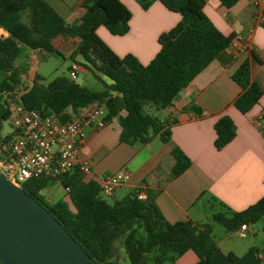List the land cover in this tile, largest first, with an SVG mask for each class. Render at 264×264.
Returning a JSON list of instances; mask_svg holds the SVG:
<instances>
[{
	"label": "trees",
	"instance_id": "16d2710c",
	"mask_svg": "<svg viewBox=\"0 0 264 264\" xmlns=\"http://www.w3.org/2000/svg\"><path fill=\"white\" fill-rule=\"evenodd\" d=\"M148 9L156 0H137ZM167 8L181 14V20L159 36L160 49L147 64L128 53L119 56L99 38L97 29L104 25L115 35L130 29L132 12L122 0H83L86 12L76 22L63 18L47 0H0V141L3 122L11 116L3 103L2 92L21 84L24 68L16 61L27 49H41L60 53L54 46L57 36L79 37L80 43L71 54L81 55L86 67L102 73L111 82L96 91L83 86L66 75L44 84L35 78L22 94V103L43 113L55 112L68 120L69 107L78 110L94 101L107 105L106 118L119 116L121 140L130 144L151 140L150 131L160 132L163 140L171 136V129L159 117L145 112V105L157 109L171 105L175 97L203 71L231 43L233 36L225 35L205 12V0H160ZM227 7L237 0H221ZM61 54V53H60ZM254 58H257L252 52ZM242 91L234 100L243 113L257 104L264 89L252 79L251 62L245 60L233 75ZM198 114L203 111L194 108ZM125 111V114H121ZM215 145L222 149L236 136L235 124L228 115L215 123ZM264 133V116L262 118ZM173 175L184 172L190 158L178 147L173 150ZM50 183L45 177H33L21 184L36 197L67 231L99 264H117L115 241L123 238L132 264H166L179 255L193 250L195 264H213L219 249L212 223H198L192 219L169 221L154 198L139 199L137 192L109 202L101 195L97 180L87 179L78 168L61 178L67 194L48 202L41 190ZM224 211L213 213V222L229 231H237L243 223L252 225L264 218V196L249 207L235 211L225 205ZM232 260L235 257L230 254ZM0 264H4L0 260Z\"/></svg>",
	"mask_w": 264,
	"mask_h": 264
},
{
	"label": "crops",
	"instance_id": "0c3cea01",
	"mask_svg": "<svg viewBox=\"0 0 264 264\" xmlns=\"http://www.w3.org/2000/svg\"><path fill=\"white\" fill-rule=\"evenodd\" d=\"M47 1L70 23L78 21L86 12L83 0ZM122 1L132 12L129 31L115 35L101 25L97 29L98 36L115 54L132 53L147 64L160 49L159 36L175 26L181 20V14L167 8L160 0L154 1L148 9L135 0ZM204 9L225 35L234 37L237 33L250 32L247 42L243 41L238 47L229 45L180 91L171 105L164 109L145 105L147 113L152 114L151 109L162 113L152 115L170 127L168 140H163L160 132L150 131L151 140L146 143L124 142L119 116L113 117L103 128L88 127L82 151L91 163L92 172L86 178L99 181L105 174L127 170L131 178L116 187L115 200L143 190L154 198L171 222L192 219L213 224L219 245L213 264H264V251L254 244L251 227L243 236L238 230L229 231L222 224L213 222L212 218L213 213L226 209L223 205L240 211L264 196V94L251 110L241 112L234 100L242 87L233 78L236 70L248 59L252 79L264 89V0H237L231 7L221 0H205ZM257 14L263 18L257 20ZM0 34L8 36L9 33L0 28ZM53 43L60 52L64 49L72 54L80 38L57 36ZM39 52L45 50L27 49L16 61L17 66L25 69L20 84L24 89L30 87L35 78L43 83V77L31 58L35 56L37 59ZM82 66L89 70L85 64L80 68ZM197 107L202 109V114L196 112L194 108ZM76 111L72 107L67 109L71 116ZM223 115L234 121L236 136L218 149L215 123ZM176 147L184 151L191 164L175 176L173 150ZM52 184L51 181L42 190H52ZM67 192L63 186L62 197ZM197 261V254L188 250L168 262L195 264Z\"/></svg>",
	"mask_w": 264,
	"mask_h": 264
},
{
	"label": "built area",
	"instance_id": "2783aa9c",
	"mask_svg": "<svg viewBox=\"0 0 264 264\" xmlns=\"http://www.w3.org/2000/svg\"><path fill=\"white\" fill-rule=\"evenodd\" d=\"M257 20L263 17L256 15ZM250 32L237 33L230 45L238 47L247 42ZM81 64L74 61L70 75L77 76ZM25 89L18 85L13 90L2 92L3 103L13 117L11 131L4 134L0 141V170L13 182L21 185L33 177H45L50 182H61L64 174L78 168L84 176L92 172L91 163L83 156L86 129L88 127L103 128L109 120L106 118L107 105L102 101H94L78 109L68 120H63L55 112L43 113L30 109L22 103ZM131 173L120 170L108 173L99 180L101 195L112 197L118 185L129 181ZM68 191L69 187H65ZM137 197L146 200L148 195L138 190ZM243 223L238 229L243 236L250 229Z\"/></svg>",
	"mask_w": 264,
	"mask_h": 264
},
{
	"label": "water",
	"instance_id": "95a60500",
	"mask_svg": "<svg viewBox=\"0 0 264 264\" xmlns=\"http://www.w3.org/2000/svg\"><path fill=\"white\" fill-rule=\"evenodd\" d=\"M4 264H99L36 197L0 170Z\"/></svg>",
	"mask_w": 264,
	"mask_h": 264
},
{
	"label": "rangeland",
	"instance_id": "374dc122",
	"mask_svg": "<svg viewBox=\"0 0 264 264\" xmlns=\"http://www.w3.org/2000/svg\"><path fill=\"white\" fill-rule=\"evenodd\" d=\"M135 1L138 2L137 0ZM39 53L41 55H39ZM39 53H37V59L35 56H32L31 58L33 60V64L38 67L37 71L43 77L44 84L50 83L55 77L63 74L77 83L96 91L104 90L106 88V84L111 82V80L104 74L98 73L97 71L94 72L90 69L87 70L83 66L77 71V76L72 77L70 75V67L74 61L79 62L82 65L87 64L81 55H75V57L72 58L71 54L64 49H61V54L50 53L47 51ZM149 112L157 115L162 114L161 112H157L156 109H151ZM12 121L13 117H9V119L3 122V135L11 131ZM51 186H54L52 190L47 188L42 190L40 193V195H44L50 203L59 200V198H63L60 193L63 186L59 182H53ZM106 199L109 202H113L115 197L112 196ZM250 227L253 229L252 237L254 244L259 247L261 251H264V218L252 224ZM115 247L118 251V255L116 257L117 264H132L124 247L122 237L115 241ZM167 264L171 263L168 262Z\"/></svg>",
	"mask_w": 264,
	"mask_h": 264
}]
</instances>
